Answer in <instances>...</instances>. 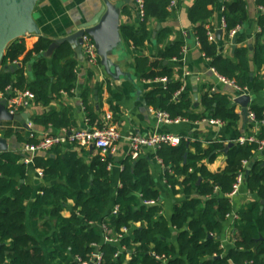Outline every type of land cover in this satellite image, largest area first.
<instances>
[{
    "label": "trees",
    "instance_id": "1",
    "mask_svg": "<svg viewBox=\"0 0 264 264\" xmlns=\"http://www.w3.org/2000/svg\"><path fill=\"white\" fill-rule=\"evenodd\" d=\"M144 17L142 33L137 34L130 28L123 32L137 47L146 45L150 31L147 23L152 20H166L172 12L169 0H143ZM217 0H196L189 11L195 36L200 50L211 61L212 68L221 78L234 82L240 90H246L252 81L253 90H264V76L251 78L252 64L264 69V15L260 16V32L257 34L254 53L251 56L249 47H237L233 56H226L224 48L209 38L205 22L211 15L209 4ZM264 7V0H257ZM223 17L226 23L224 39L236 44L243 43L245 36H233L232 32L246 19L243 0H226ZM171 30L161 29L158 42L164 43ZM52 40L46 37L36 39L34 48L23 61L20 58L26 51L23 40L10 44L4 58L17 66L14 72L0 71V91L14 95V90L31 91L37 105L49 106L61 96V91L70 92L74 86L78 61L73 57L74 50L69 43L62 44L52 58L53 70L49 74L47 61L43 53L49 48ZM183 42L161 49L154 57H137L138 70L142 78L157 80L167 78L166 85L152 90L148 99L160 111L169 113L173 119L202 121L212 113L216 121L237 128L240 116L231 104V97L221 93L213 96L206 92L201 98L203 112L193 109L191 92L186 90L178 96L183 84L175 79V69L171 64L173 58L183 56ZM43 52V53H42ZM38 59L31 64L34 80L29 82L23 64L30 62L33 55ZM23 63L22 66L15 64ZM168 64H165V62ZM12 89V90H11ZM121 96L111 92V105L114 114L119 111L115 102ZM251 111L257 120L263 122L253 142L241 144L238 134L234 146L227 153V167L217 173L208 170L205 162H213L216 152L227 147L224 143H211L208 149L195 142L192 146L196 152L191 153V143L183 139L178 146L163 144L159 147L157 157L163 164L171 167L173 175L169 182L174 185L183 177L187 199L174 208L172 220L160 215L162 208L158 205L160 193L150 173L151 159H127L121 173L122 186L115 196L118 211L105 214L114 197L112 189V172L109 168L110 157L96 156L91 163H86L76 152L62 154L60 146L52 149L56 155L36 156V168L42 171L43 179L48 184L42 189L30 210L34 189L22 183L28 176V165L20 162L19 155L0 153V264H85L90 263L98 248L103 255L101 264H264V212L261 202L264 201V159L258 155L264 143V107L252 106ZM38 126H55L71 129L72 123L65 113L52 111L35 116ZM103 127V123L97 128ZM24 140L27 144H37L39 137ZM186 156V158H185ZM254 160L249 173L247 186L257 199L240 212V221L235 225V244L227 253L220 247L215 235H221L224 223L233 211L232 193L245 164ZM202 181L199 182V179ZM73 200L74 213L65 217L62 212ZM155 204H151V203ZM157 203V204H156ZM44 220L45 231L34 236L28 228V220ZM103 223V229L96 224ZM146 227L136 228L135 223ZM178 230L179 249L173 247V231ZM47 237L42 245L41 240ZM105 238L111 241H105ZM130 255L129 261L127 256ZM212 257H217L212 259Z\"/></svg>",
    "mask_w": 264,
    "mask_h": 264
},
{
    "label": "crops",
    "instance_id": "2",
    "mask_svg": "<svg viewBox=\"0 0 264 264\" xmlns=\"http://www.w3.org/2000/svg\"><path fill=\"white\" fill-rule=\"evenodd\" d=\"M110 1L113 6L121 12L120 45L117 48H108L111 67L116 68L114 77L102 66L101 59L98 65H92L88 62L86 56L84 59L78 60L73 54V57L78 61V65L75 69L76 78L72 90L70 92L65 90L61 91V96L54 100L49 106L44 107L42 105H37L34 101L31 107L22 109L19 112L30 114V120L32 121L35 116L52 111H56L60 114L65 113L72 123V128L59 129L52 125L43 127L35 124L32 129H27L25 127V121H4L0 123V137H4L7 140L9 145L8 152L19 155L21 158L20 162H23V159L31 158L32 154L25 151L27 143L22 139L30 137L29 135L32 132H36L40 139L44 135L62 136L69 135L73 131L96 128L100 125V122L102 124L105 113L113 112L109 103L111 92L118 94L121 96V101L115 102V104L119 106V111L117 114H114V112L113 114L116 127L123 135V139L117 144L116 149L108 156L111 159L109 168L112 172V189L114 190V197L105 216L109 212L115 211L117 208V206H115V196L118 189L122 186L121 173L124 169L125 161L127 159L137 161L138 159L148 158L151 159L149 161L151 176L160 193V200L158 202V205L162 208L160 215L164 216L168 221H171L176 205L182 204L187 199L182 185L184 178H179L178 183L174 185L169 182V175H173L174 173L171 167L163 164L161 159L157 157L159 148L145 146L141 150L140 157L138 159H132L130 156V142L128 137L134 134L142 136L172 134L189 140L191 143L190 152L195 153L196 150L192 146L195 142L201 143L205 149H208L211 143H224L228 146V144L236 141L238 134H241V138L249 133L257 132L259 128L256 126L254 127L251 121L247 124L244 123L242 116L243 107L239 104H233L234 99L238 95L243 94L240 93L234 85L221 79V76L212 68L211 61L206 58L200 50L193 24L189 19V11L196 0H181L178 8L172 12V15L166 20H150L147 23L150 37L143 47L135 46L123 32V28L128 27L137 34L142 33L143 18L140 15L138 0ZM225 1L226 0L221 2L217 0L216 3L209 4L208 9L211 11V15L205 22V27L209 30V33L214 35V40L224 48L223 52L226 56L232 57L236 48L240 46L249 47L252 56L256 37L260 32L259 19L260 16L264 15V7L259 5L257 0H243L245 2L246 19L236 28L237 32L234 36H245V41L236 44L234 43V38L229 42L224 39L225 28H223V11ZM102 6L103 0H43L37 8L41 37L51 39L52 42L55 39L64 37L74 26L93 17ZM159 26L161 27L158 30ZM164 28L170 29L171 34L165 42L161 44L158 42V35L160 30ZM219 30H222V34L218 38L217 33ZM155 31L158 32L157 36L154 38L153 33ZM37 36L36 34L25 35L15 40H23L26 46V51L20 58L21 61H23L26 55L34 48ZM177 42H183L185 44L183 56L177 60L172 59L171 64L175 69V79H179V71H183L181 81L185 91L188 90L191 92L194 103L193 109L196 112H203L201 98L206 92L210 93L211 96H213L214 93L228 95L231 97V104L235 107L236 113L240 116L237 128H230L223 122L211 123L210 120H214L212 118V113H208L206 119L196 122L182 120L179 123H164L159 120L156 113L159 109L149 102L148 95L152 90L162 84L157 82V80L152 81L142 78L138 70L137 57H154L161 49H167L170 45ZM8 47L5 54L7 53ZM251 47L253 48L252 50ZM54 54L55 52L52 56L45 57L49 74H51L53 70L52 58ZM38 56V54H34L31 61L25 64L21 63V61L15 63H18V66L19 64H23L29 82L34 80L31 64L38 59ZM8 65L14 67L15 70L18 68L9 62ZM2 70H4L3 67L0 71ZM251 70V78H254L258 74L264 76V69L259 71L255 64H252ZM195 78V85L198 88L199 95V105L197 107L195 106L193 92V81ZM19 91L20 90L16 89L14 93ZM246 91L247 95L252 97V102L249 104L250 109L255 105L264 107V90L255 92L251 81ZM60 150L63 155L76 152L86 163H91L96 156L102 155L96 148L93 150L91 147L85 149L70 142L62 144ZM224 150L225 149L216 152V158L213 162H205L208 170L212 173H217L227 167L228 156L224 153ZM46 155H50L51 157L54 155L52 158L56 157L52 150L48 153H39L37 156ZM258 157L264 159V148L261 149ZM252 162L255 161L251 160L245 164L243 183L238 193L233 196L229 194L233 204V211L224 223L223 233L221 235H215V239L220 243V247L225 250V253L234 247L235 225L240 221V212L246 210L249 205L257 199V195L249 191L246 182V176H249L251 171H248V167ZM27 165L28 176L23 183L31 185L34 189L33 199L29 203L31 210L33 202L42 194V189L47 187L48 184L43 179V176L39 175V169L36 168L35 163H29ZM73 206V200H69L68 207L62 212V215L70 217L72 213H74ZM43 224L44 220L40 218L31 219L29 217L28 228L34 236L40 235L45 231ZM96 225L101 229L104 228L102 221L98 222ZM145 227L143 223L139 222L135 223L132 229H126L125 232L126 234H131L134 229H143ZM178 233V230H174L171 240V244L177 249H179ZM46 239L47 237L45 236L42 238V245ZM105 241H108V239L105 238ZM129 259L130 255L127 256L128 261ZM167 262L168 261H166L165 264H167Z\"/></svg>",
    "mask_w": 264,
    "mask_h": 264
},
{
    "label": "water",
    "instance_id": "3",
    "mask_svg": "<svg viewBox=\"0 0 264 264\" xmlns=\"http://www.w3.org/2000/svg\"><path fill=\"white\" fill-rule=\"evenodd\" d=\"M43 0H0V69L3 67L5 72L15 71L14 67L4 65L5 51L7 47L16 39L25 35H38L41 37V28L38 23L37 8ZM223 2L224 0H220ZM121 12L117 10L110 0H103V6L101 9L89 20L79 23L74 26L67 35L64 37L53 40L47 51L43 53L44 57H50L55 50L60 48L62 44L69 43L74 50V55L78 60L85 58L84 53V35H90L96 45L97 53L101 59V64L105 70L114 77L115 67H111L109 60L108 48H117L120 45L121 40ZM161 26L158 27V30ZM157 32L153 33L154 38L157 36ZM222 30L217 33L218 38L221 36ZM236 43V38H234ZM253 48L251 47V50ZM165 64H168L166 61ZM19 66H22L19 64ZM113 72V73H112ZM194 87V100L195 106L199 105L198 88L196 84V78L193 81ZM252 102L250 95H238L233 104H239L243 107L242 116L244 123H249L250 107ZM8 99L4 98L0 101V123L4 121H25V127L32 129L35 126L34 121L30 120V114L28 113H12L7 107ZM234 146V143L228 144L224 153H228L229 149ZM94 145L91 146L93 150ZM9 151V145L4 137H0V153ZM54 157V155L52 156ZM186 158V156H185ZM254 162L250 163L248 171L251 170ZM248 175L246 176V182ZM202 178L199 179V184ZM24 182L23 180L21 181ZM261 212H264V201L261 202ZM99 248L96 254L99 252ZM217 257H212L216 259Z\"/></svg>",
    "mask_w": 264,
    "mask_h": 264
},
{
    "label": "built area",
    "instance_id": "4",
    "mask_svg": "<svg viewBox=\"0 0 264 264\" xmlns=\"http://www.w3.org/2000/svg\"><path fill=\"white\" fill-rule=\"evenodd\" d=\"M181 0H169V10L174 12L180 3ZM140 6V15L144 17V1L138 0ZM223 28H226L225 20L223 19ZM237 30L232 32L234 36ZM210 40H214V35L209 33ZM84 53L88 60V62L92 65H98L100 62V57L97 53L96 45L93 38L90 35H84ZM177 60V58H173ZM223 81L234 85L236 88L237 86L234 82L225 80L221 78ZM157 82L161 83L162 85H166L168 82L167 78L157 79ZM240 93L243 95H247L246 90H240L237 88ZM185 91V88L182 87L181 91L177 94L180 95L182 92ZM8 99L7 107L12 113H19L22 109L29 108L33 105L35 101V95L31 91H19L16 92L14 95H9L5 92H0V101L2 99ZM157 116L161 122L164 123H179L183 119H173L169 113L157 110ZM211 123H220V121L210 120ZM249 121H251L254 127H260L263 122L257 120V116L250 110L249 114ZM103 127L101 128H91L86 130L80 131H73L69 135H44L40 138L37 144H27L25 147V151L32 154L31 158L23 159V162L26 164L34 163V158L42 152L48 153L55 147L61 146L65 142H70L74 145H78L81 148H88L94 145L96 149H98L103 157H108L115 149L117 144L123 139V135L117 129L116 123L114 121V114L113 112H107L103 118ZM33 137L31 133L29 135ZM184 137H179L172 134H163V135H152V136H142L138 134H134L128 137L130 142V156L132 159H138L141 155V150L145 146H150L154 148H159L163 144H168L171 146H178ZM256 140L255 136L246 135L238 139L241 144H245L246 142H253ZM264 148V143L262 148ZM39 175L43 176L41 170H38ZM243 183V172H240L238 176V181L233 187L231 196L238 193L241 184ZM153 203V202H152ZM151 203V204H152ZM118 208L115 209L114 212H117ZM108 241H111L108 239ZM103 255L99 251L97 254L95 253L94 258L90 263L85 264H101L102 263Z\"/></svg>",
    "mask_w": 264,
    "mask_h": 264
}]
</instances>
